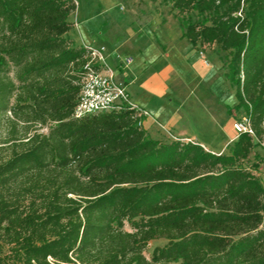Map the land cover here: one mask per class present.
<instances>
[{
	"label": "trees",
	"instance_id": "trees-1",
	"mask_svg": "<svg viewBox=\"0 0 264 264\" xmlns=\"http://www.w3.org/2000/svg\"><path fill=\"white\" fill-rule=\"evenodd\" d=\"M165 1L223 55L255 135L214 155L152 140L133 111L75 118L77 4L0 0V115L22 124L0 144V264H264V0Z\"/></svg>",
	"mask_w": 264,
	"mask_h": 264
},
{
	"label": "rangeland",
	"instance_id": "rangeland-1",
	"mask_svg": "<svg viewBox=\"0 0 264 264\" xmlns=\"http://www.w3.org/2000/svg\"><path fill=\"white\" fill-rule=\"evenodd\" d=\"M74 1L78 8L70 17L74 26L68 39L75 47H105L113 68L112 60L125 67L132 60L127 67L131 100L138 106L144 99L148 110L151 104L157 122L147 131L149 138L161 143L177 141L173 137L191 139L209 151L228 153L227 144L236 135L234 117L245 114L238 110L236 88L228 80L222 54L212 47L194 50L165 0ZM114 33L121 36L117 43L110 40ZM11 125L22 124L13 122L10 113L1 114L0 144L8 139ZM37 129L48 132L47 127ZM252 159L260 163L257 174L264 182V147ZM164 245V241L151 243L146 256Z\"/></svg>",
	"mask_w": 264,
	"mask_h": 264
},
{
	"label": "built area",
	"instance_id": "built-area-1",
	"mask_svg": "<svg viewBox=\"0 0 264 264\" xmlns=\"http://www.w3.org/2000/svg\"><path fill=\"white\" fill-rule=\"evenodd\" d=\"M90 55V61L83 67L81 93L75 110V118L80 119L90 115L105 113H122L133 111L136 114L138 126L150 114L135 105L128 92L125 81L117 68L108 64L107 49L105 47H84ZM132 60L125 64L128 67ZM234 131L239 137L242 134L254 136L250 118L244 116L233 124Z\"/></svg>",
	"mask_w": 264,
	"mask_h": 264
},
{
	"label": "crops",
	"instance_id": "crops-1",
	"mask_svg": "<svg viewBox=\"0 0 264 264\" xmlns=\"http://www.w3.org/2000/svg\"><path fill=\"white\" fill-rule=\"evenodd\" d=\"M121 39V36L120 35H116V33H114V34H111L110 35V40L113 42V41H115L116 43H117V41H119ZM193 47V46H192ZM195 50V49H194ZM197 51V50H196ZM112 62H113V64L115 65L114 66V68H117L118 70H119V73L121 74V79L123 80V81H125V83L127 84V87L129 88V87H131V76H130V72H129V69L128 68H125L123 65H118V63H117V61H115V60H112ZM131 96V95H130ZM138 104L139 105H141V106H139L140 108H142L143 110H145L146 112H148L149 114H150V117L149 118H146L144 121H143V128H144V130H146V131H149L150 130V128L154 125V124H156L157 122L155 121V119H154V117L152 116V114H151V110H152V105L150 104V106H149V108H150V110H148V105H146L145 104V100L144 99H142L141 98V102H138ZM145 107V108H144ZM156 110V109H155ZM230 115H232L233 116V112H230ZM170 119V118H169ZM238 119H235V117H234V120H233V122H232V128H233V124L237 121ZM172 123V121H169V124H171ZM233 130H234V128H233ZM236 133V132H235ZM237 138H238V136H237V134L236 135H234L233 137H232V139L229 141V143L227 144L228 145V147L229 146H231V145H233V143L237 140ZM173 139H175V140H180V141H188V142H190V143H193V144H195L194 143V141H192L191 139H179V138H176V137H173ZM230 144V145H229ZM202 147L207 151V152H210V153H212V154H214V155H220V154H223V150H221V151H219V152H214V151H209L206 147H204L203 145H202ZM227 147V148H228Z\"/></svg>",
	"mask_w": 264,
	"mask_h": 264
}]
</instances>
